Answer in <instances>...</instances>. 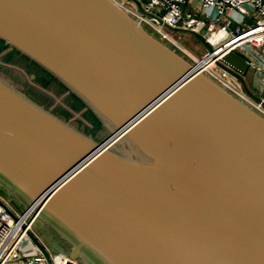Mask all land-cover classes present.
Instances as JSON below:
<instances>
[{
    "label": "water",
    "instance_id": "obj_1",
    "mask_svg": "<svg viewBox=\"0 0 264 264\" xmlns=\"http://www.w3.org/2000/svg\"><path fill=\"white\" fill-rule=\"evenodd\" d=\"M0 39L85 104L66 119L20 63L0 70V196L18 214L81 264H264L263 115L116 0H0ZM216 65L264 99L244 57Z\"/></svg>",
    "mask_w": 264,
    "mask_h": 264
},
{
    "label": "built area",
    "instance_id": "obj_2",
    "mask_svg": "<svg viewBox=\"0 0 264 264\" xmlns=\"http://www.w3.org/2000/svg\"><path fill=\"white\" fill-rule=\"evenodd\" d=\"M139 1L142 10L135 3L133 10L119 4L194 64L199 66L206 60L207 67L199 66L201 70L264 116V99L257 101L249 96L236 78L216 65L224 54L234 51L244 57L252 73L264 75V0ZM172 28L202 34L213 52L195 59L167 32ZM36 220L31 208L18 214L0 196V264H81L66 253L52 254L49 249L50 260L46 259L30 237V233L39 237L34 232Z\"/></svg>",
    "mask_w": 264,
    "mask_h": 264
},
{
    "label": "trees",
    "instance_id": "obj_3",
    "mask_svg": "<svg viewBox=\"0 0 264 264\" xmlns=\"http://www.w3.org/2000/svg\"><path fill=\"white\" fill-rule=\"evenodd\" d=\"M156 37H158V36L156 35ZM7 48H8V45H6L5 42L0 39V54L3 53ZM16 54L20 55L23 59H25L26 61H28L30 63L29 70H30V72L35 73L36 81L42 87H44L45 89H48V90L49 89L52 90L57 96H60V95L64 94L65 92H67V88L63 84H61L57 79H55L48 72H46L45 70L40 68L36 63H34V62L30 61L28 58L22 56L16 50H13L12 52L6 54L4 56V62H6V63L13 62L14 56ZM46 100H48V102L50 104H52V100H50L48 98H46ZM66 103L68 104L70 110L74 111V112H81L85 108V104L72 93L70 94V97L67 98ZM59 110H60V112L58 113L57 111H59ZM57 111H55V112L58 113L59 115L65 117L66 119H69L73 116L71 111H68V110L63 109V108H59ZM83 118L86 119L88 122H90L92 125V127L86 126L85 131L87 133H91L93 135H96V133L101 129L100 120L94 115V113L91 110H86L83 113ZM80 124H82V123L80 122ZM54 236L56 238L55 240L57 241L59 247L61 248L60 251L63 253H68V248L66 247V245L61 240L57 239L56 235H54Z\"/></svg>",
    "mask_w": 264,
    "mask_h": 264
},
{
    "label": "rangeland",
    "instance_id": "obj_4",
    "mask_svg": "<svg viewBox=\"0 0 264 264\" xmlns=\"http://www.w3.org/2000/svg\"><path fill=\"white\" fill-rule=\"evenodd\" d=\"M118 3L124 5V7L133 10L134 3L131 0H116ZM177 30H171L168 29L167 32L172 36L174 39H176V42L179 46L184 48L188 53L192 55L195 59H203L205 54L208 52L205 45H203L196 37L191 34L188 31H184L183 28H176ZM205 34V33H204ZM162 40V39H161ZM252 71L244 76L246 83L248 86L253 90L252 87V77H253ZM264 79V78H261ZM258 82L261 83L260 77L258 79ZM264 84V83H261ZM245 90V89H244ZM246 91V90H245ZM22 207L24 210H26V205L22 204ZM34 232L40 237V239L45 242L52 250H54V253L61 252L60 247L55 240L54 234L49 231L45 224L37 219L34 223ZM63 253V252H62Z\"/></svg>",
    "mask_w": 264,
    "mask_h": 264
},
{
    "label": "flooded vegetation",
    "instance_id": "obj_5",
    "mask_svg": "<svg viewBox=\"0 0 264 264\" xmlns=\"http://www.w3.org/2000/svg\"><path fill=\"white\" fill-rule=\"evenodd\" d=\"M13 50H8V48L3 52V55H2V59H4V56L6 55V54H8V53H10V52H12ZM14 61L13 62H11V63H6V62H4V61H0V70H3L7 75H11L13 72H12V67L10 66V64H15V63H20L21 65H22V67L25 69V70H27V72H29V75H30V81H28V85H27V87L28 88H36L37 90H41V92L42 93H44L45 92V94H50V95H52V97H54V98H56V94L52 91V93L50 92V90H48V89H45L44 87H42L37 81H36V75H35V73H33V72H30V70H29V65H30V63L28 62V61H26L25 59H23L20 55H15L14 56V59H13ZM32 75H35V78L34 79H32L31 78V76ZM39 86L40 87H42L43 89H45L46 91H44L42 88H39ZM27 87H24V90L25 91H27ZM28 93V92H27ZM54 93V94H53ZM60 97H61V101H59L56 105L58 106L57 107V109H56V105L54 106V110L53 111H57L59 108H63V109H66V110H68V111H71L70 110V108H69V106H68V104L66 103V100H67V98L68 97H70V93L68 94L67 92H65L64 94H62V95H60ZM58 113L60 112V110L59 111H57ZM72 112V111H71ZM84 113V112H83ZM83 113H82V118H83ZM73 114V113H72ZM74 116V115H73ZM77 122L79 123V125H81L82 127H86V126H88L87 124H85L81 119H77ZM80 122L82 123V124H80ZM89 127V126H88ZM11 197H13L12 195H11Z\"/></svg>",
    "mask_w": 264,
    "mask_h": 264
},
{
    "label": "bare ground",
    "instance_id": "obj_6",
    "mask_svg": "<svg viewBox=\"0 0 264 264\" xmlns=\"http://www.w3.org/2000/svg\"><path fill=\"white\" fill-rule=\"evenodd\" d=\"M208 64V62L206 60H204L203 62L199 63V66L201 68L207 67L206 65Z\"/></svg>",
    "mask_w": 264,
    "mask_h": 264
},
{
    "label": "crops",
    "instance_id": "obj_7",
    "mask_svg": "<svg viewBox=\"0 0 264 264\" xmlns=\"http://www.w3.org/2000/svg\"><path fill=\"white\" fill-rule=\"evenodd\" d=\"M45 243V242H44ZM45 245L47 246V248L50 250V252L52 253V254H56V253H54L53 251L54 250H52V248H50L46 243H45ZM58 253H61V252H58ZM67 254V253H66Z\"/></svg>",
    "mask_w": 264,
    "mask_h": 264
}]
</instances>
